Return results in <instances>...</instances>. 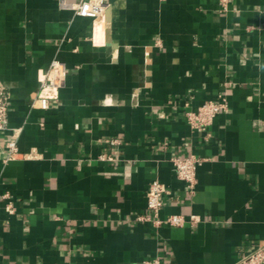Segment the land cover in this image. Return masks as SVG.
<instances>
[{
	"label": "crops",
	"instance_id": "crops-1",
	"mask_svg": "<svg viewBox=\"0 0 264 264\" xmlns=\"http://www.w3.org/2000/svg\"><path fill=\"white\" fill-rule=\"evenodd\" d=\"M79 1L0 0V264H237L264 245V0H109L99 18ZM54 58L67 83L41 109ZM222 97L194 129L187 112ZM191 154L193 191L173 164ZM156 179L185 225L138 219Z\"/></svg>",
	"mask_w": 264,
	"mask_h": 264
},
{
	"label": "built area",
	"instance_id": "built-area-1",
	"mask_svg": "<svg viewBox=\"0 0 264 264\" xmlns=\"http://www.w3.org/2000/svg\"><path fill=\"white\" fill-rule=\"evenodd\" d=\"M228 1L229 0H222V3ZM110 6L111 3L109 0H80L75 4V12L80 16L99 18L105 15ZM39 75L40 86L33 106L47 109L50 106L51 99L57 98L59 91L66 86L68 71L63 61L54 58L48 68L40 70ZM10 101L11 93L5 82L0 79V131L9 128ZM227 107L228 101L226 97H222L220 100H208L200 105L196 111H188L187 117L194 129L205 132L208 126L212 124L216 115L226 110ZM19 134L20 129L15 130L12 139L7 143V161L16 159L20 154L18 146ZM109 143L119 144L120 142L118 139H111ZM204 160V158L196 154L185 157H175L173 159L178 178L182 180L191 191L195 189L197 182V168ZM167 193H169V190L166 185L158 179L154 180L147 193L149 214L141 215L138 219L148 220L159 226L163 224L171 226L185 225L187 220L182 214H170L166 217L160 216V210L163 207V197ZM5 197L9 198V195L7 194ZM7 210L10 213H14L15 206L12 201H9L7 204ZM191 222L194 224L195 220L192 219ZM138 264H161V260L156 258L145 260ZM237 264H264V245H260L244 253Z\"/></svg>",
	"mask_w": 264,
	"mask_h": 264
}]
</instances>
